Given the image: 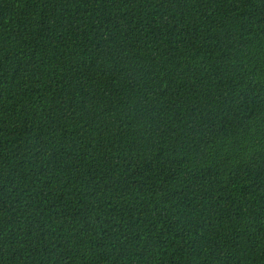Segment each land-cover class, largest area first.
<instances>
[{"label":"trees","instance_id":"obj_1","mask_svg":"<svg viewBox=\"0 0 264 264\" xmlns=\"http://www.w3.org/2000/svg\"><path fill=\"white\" fill-rule=\"evenodd\" d=\"M0 264H264V0H0Z\"/></svg>","mask_w":264,"mask_h":264}]
</instances>
